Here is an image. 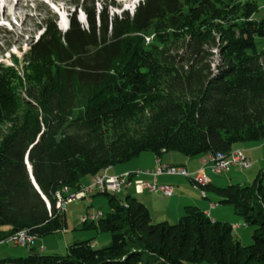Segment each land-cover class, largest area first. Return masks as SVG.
<instances>
[{"label": "trees", "instance_id": "obj_1", "mask_svg": "<svg viewBox=\"0 0 264 264\" xmlns=\"http://www.w3.org/2000/svg\"><path fill=\"white\" fill-rule=\"evenodd\" d=\"M74 5L88 29L75 13L62 33L50 15L22 61L0 63V244L22 230L37 239L62 231L58 191L78 192L85 177L143 153L230 155L236 144L264 141L256 1L144 0L133 15L103 12L99 24L95 0ZM204 191L255 227L252 245L198 207L175 224L154 223L136 197L105 193L112 211L84 225L110 234L109 246L78 241L64 256L32 248L0 264H264L262 175Z\"/></svg>", "mask_w": 264, "mask_h": 264}, {"label": "crops", "instance_id": "obj_2", "mask_svg": "<svg viewBox=\"0 0 264 264\" xmlns=\"http://www.w3.org/2000/svg\"><path fill=\"white\" fill-rule=\"evenodd\" d=\"M235 150L243 151L251 162L250 171L247 173V176H236L235 174H230L229 172H231L233 168L229 172L219 175L212 173L210 155L205 154L192 158L182 156L177 160L170 158L168 161L169 163L167 162V165L183 167L187 170L190 176L197 172H202L208 176L210 185L215 187H226L228 185L234 184H249L252 183L260 174L262 175V181L264 184V141L239 143L234 146L233 151ZM167 154L168 153H164L160 157L162 164L164 156ZM140 157H142V155ZM139 162L140 161H137L135 166H131L129 163L118 164L107 169L101 175L105 174L108 177H115L126 173L141 171V169L137 167L140 165ZM239 168L241 169V167ZM173 177L183 178H180V180L177 181ZM139 179L159 185H171L170 182H176L178 184L177 187H175L174 195L169 198L163 197L160 193L149 191H144L142 194H134L131 191L128 192L147 206L154 223L165 221L169 223H175L179 221V219L184 215L186 207L195 206L200 208L213 221L226 222L234 224V226L239 224L238 228L242 227V225H245L244 220L238 214L235 213V216L231 213V210L229 209L232 207L220 203V199L214 193L207 192L206 197L202 195V190L195 187L191 177L171 175H160L155 177L152 174H141ZM93 180V177H91V179L85 177L82 180V187L90 186L93 183ZM98 193L99 192H94L90 198L82 200V204H80L78 207L71 208L70 206L74 203L66 206V227L62 231L56 233V235L58 234L60 236L62 243V246L58 245L59 249L68 251L69 247L75 242L88 240L93 241L95 248H99L101 246L100 244H102V246L110 244L111 237L105 233H102L100 230L95 229L94 226L91 227V224L85 226L82 223V218L90 211L99 210L100 212H106L105 210L108 208L106 202L102 200V198L93 199L94 195ZM129 194L124 193L119 198L124 200ZM99 195L103 194L100 193ZM78 203H81V201ZM212 204L214 205V208H212ZM105 206L106 208L103 209ZM109 207L110 208H108V212L112 211L110 204ZM72 209L78 210V216L80 219L73 217V214L71 213ZM101 241L103 242L100 243ZM53 245L54 243L46 239L38 238L35 241L33 248H35L37 251L38 249H43L46 251L51 248V250L54 251L56 248L52 247ZM10 257L7 256L4 258Z\"/></svg>", "mask_w": 264, "mask_h": 264}, {"label": "rangeland", "instance_id": "obj_3", "mask_svg": "<svg viewBox=\"0 0 264 264\" xmlns=\"http://www.w3.org/2000/svg\"><path fill=\"white\" fill-rule=\"evenodd\" d=\"M8 1L9 0H0V63L6 65H13L14 58H17L18 60L22 61L24 55L30 50L31 43L34 40H38L39 37L44 33V29L40 30L39 27L42 26L43 19H47L50 15L55 16V18H57V26L62 33H66L68 31L65 30L67 21L69 20L71 24V18L75 13H77V19L81 27L84 29H88L87 16L83 10L81 9L76 10V7L74 5V1L76 0H13L12 3H9ZM143 1L144 0H95L97 23L98 24L100 23L99 15L102 14L103 12H106L111 18L114 17L115 15L121 16L124 12H128L131 15H133L136 7H138L139 3ZM241 1L242 2L256 1L260 7V11L256 15V19L264 18V0H241ZM8 13H10L9 16ZM257 43L259 50L264 48V39H257ZM218 60L219 58L215 57L214 64L217 65ZM6 128L7 126L1 128L0 140H2L3 135L6 133L7 130ZM141 155L142 157H140ZM141 155L138 158L132 160L133 162L130 161L127 163H129L131 166H135L136 165L135 163L137 161H140L139 164L141 166L139 165L137 167L141 169L142 172H144L143 174H148V172L152 174V172L156 171V169L158 168L157 165L158 157L151 152H146ZM182 156L185 155L179 152H169L166 156H164L163 164L167 165L169 163L168 161L170 158L171 159L174 158L175 160H177L179 157ZM249 171L250 168L240 169L239 167L236 166L233 167V169L229 173L235 174L236 176H247L248 175L247 173ZM171 176H179V175H171ZM173 178L179 181L180 178L183 177H173ZM88 179H91V177L88 176ZM170 184L174 186V188L177 187L178 185L176 182H170ZM99 194L100 193L95 194L93 199L102 198V200L106 202L108 208H110L107 196L99 195ZM90 197L91 196H89L88 198ZM76 203L78 202H74V204L71 205L70 207L74 208L80 206V204H82V200L81 203L78 204ZM105 208L106 206L103 209ZM108 208L105 210L107 213H109ZM229 210H231V213L235 215V211L233 208H230ZM106 212H102V213H106ZM71 213L73 214L74 218L80 219V217L78 216L77 209L75 210L72 209ZM89 213H87L85 216H87ZM231 225L234 226V224ZM238 225L239 224H236L233 227L234 235L240 240L243 246L252 245L253 243L252 236L255 227L242 225V227L238 228L239 227ZM105 234L111 237L110 234L108 233ZM40 239H46L54 243L52 247H55L56 249L54 251L51 250V248H49L46 251H44L43 249H38L39 252H43L46 255H52V254H58L62 256L67 255L68 253L67 250H61L58 248V245L62 246L61 238L58 234L57 235L52 234L50 236L43 237ZM102 242L103 241H101L100 243ZM34 244L35 242L32 245L34 246ZM32 245H28V244L22 245V244L6 243V242L1 243L0 258H4L7 256L9 257L11 256L13 258L26 257L29 255L30 250L33 248ZM100 245L102 246V244ZM109 245L110 244H107L102 247L104 248ZM101 246L98 249L102 248ZM201 264H209V263H201Z\"/></svg>", "mask_w": 264, "mask_h": 264}, {"label": "built area", "instance_id": "obj_4", "mask_svg": "<svg viewBox=\"0 0 264 264\" xmlns=\"http://www.w3.org/2000/svg\"><path fill=\"white\" fill-rule=\"evenodd\" d=\"M211 171L214 174H222L229 172L233 167H241L249 169L251 162L248 157L241 150L233 151L229 156H214L210 155ZM158 168L153 171L152 174L156 176L160 175H179L185 177H191L195 184H210L209 178L202 172H197L194 175H189L187 170L183 167L167 166L161 163V159H157ZM142 171L133 173H126L121 176L108 177L103 175L102 177H94L93 183L88 187H81L78 192L73 193L68 187L63 188L62 191L56 193L57 208L65 212V207L68 204L79 202L88 198L94 192L101 194L109 193L120 197L122 194H142L144 191L160 193L164 197H172L175 192V188L172 185H157L156 183H149L139 179V176L143 174ZM148 174H151L148 172ZM207 196V192L202 193ZM212 208L214 205L212 204ZM104 214L100 211H91L87 216L82 218V223H96L102 219ZM37 240L36 236L31 235L27 230H22L14 236L6 240V243L16 244H28L32 245ZM33 246V245H32Z\"/></svg>", "mask_w": 264, "mask_h": 264}, {"label": "water", "instance_id": "obj_5", "mask_svg": "<svg viewBox=\"0 0 264 264\" xmlns=\"http://www.w3.org/2000/svg\"><path fill=\"white\" fill-rule=\"evenodd\" d=\"M26 164H27V166H28V171H29L30 177H31V179H32V182H33V184L35 185V187L37 188V190L40 192V189H39V187H38V185H37V183H36V181H35V179H34L32 166H31L30 163H29V158H28V156H27V158H26ZM40 193H41V192H40Z\"/></svg>", "mask_w": 264, "mask_h": 264}, {"label": "bare ground", "instance_id": "obj_6", "mask_svg": "<svg viewBox=\"0 0 264 264\" xmlns=\"http://www.w3.org/2000/svg\"><path fill=\"white\" fill-rule=\"evenodd\" d=\"M9 3H12L13 0H9L8 1ZM10 15V13H8V16ZM66 28V27H65ZM233 153V152H232ZM232 153L230 155H232ZM214 156H229V155H224V154H217V155H214ZM98 177H102V176H98ZM209 184H195V187L198 188V189H201L202 190V193H204V189L208 186Z\"/></svg>", "mask_w": 264, "mask_h": 264}]
</instances>
